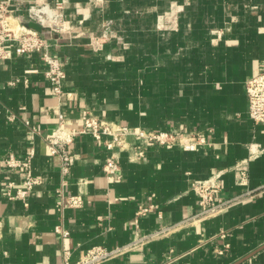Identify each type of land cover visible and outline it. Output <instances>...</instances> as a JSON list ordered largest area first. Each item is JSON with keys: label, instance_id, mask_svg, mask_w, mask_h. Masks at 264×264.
Wrapping results in <instances>:
<instances>
[{"label": "crops", "instance_id": "obj_1", "mask_svg": "<svg viewBox=\"0 0 264 264\" xmlns=\"http://www.w3.org/2000/svg\"><path fill=\"white\" fill-rule=\"evenodd\" d=\"M57 3L65 26L48 39L65 70L64 95L52 94L38 53L12 51L0 61V264H62L64 249L76 262L93 246L133 247L138 240L106 264H264V125L249 117L245 90L264 69V0H9L25 23L29 7ZM32 14L44 18L53 11ZM106 25L111 38L94 49L91 40ZM25 76L29 83L10 86ZM88 109L123 126L199 133L206 144L197 151L144 145L145 157L135 162L131 150L123 151L121 177L110 180L103 141L80 134L69 145L76 162L63 177L44 138L57 129L60 114L68 128H81ZM31 149L33 175L41 182L25 206L6 189L12 181L16 192L22 171L2 161ZM63 178L68 195L83 197L81 207L57 209ZM197 182L213 183L216 200L231 202L198 217ZM150 206L136 221L139 208ZM225 244L229 250L217 255Z\"/></svg>", "mask_w": 264, "mask_h": 264}, {"label": "built area", "instance_id": "obj_2", "mask_svg": "<svg viewBox=\"0 0 264 264\" xmlns=\"http://www.w3.org/2000/svg\"><path fill=\"white\" fill-rule=\"evenodd\" d=\"M38 8H49L53 11L54 24L50 27L43 25L32 12ZM63 6L57 3L56 7H51L48 4L41 6H31L28 8L29 21L35 20L42 26L49 29L51 33H59L64 28ZM113 31L109 25L104 27L102 35L91 40L94 49H101L105 43L111 38ZM11 48H13L11 50ZM12 51L17 55L26 53H38L41 61L45 65V77L49 81L52 94L60 98L64 95L63 78L65 70L61 61L53 56L51 53V43L47 36L29 28L23 20H18L10 8L9 0L0 1V61L11 58ZM34 71H25L28 75ZM20 82L29 83V78L25 76L24 80L15 79L11 81L10 86L17 85ZM246 96L248 99V115L256 123L264 125V69L258 75L252 77L246 82L245 86ZM1 108V107H0ZM8 119L13 121L14 114H8ZM82 127L68 128L66 126L65 116L60 114L59 124L55 131L46 135L44 140L49 153L52 156L59 158L61 163V174L66 177L71 167L76 162V157L70 152L69 145L74 141L75 137L80 134H90L96 140L103 141L105 148L109 151V156L106 158L103 170L108 179L113 180L120 178L121 164L120 155L123 151H130V161H139L145 157V152L142 149L144 145H159L167 148L181 146L187 151H197L202 145L206 144V139L199 133H186L179 136L172 132L166 131H152L142 127H128L119 125L115 122L100 118L94 112L88 110L83 111ZM26 126L30 127L33 133L40 134V132L31 125L30 121L24 122ZM34 150L23 158L17 157L10 153L3 161L2 165L11 171H22V180L13 193L12 189L16 186L14 182L10 181L7 186V195L11 200L21 199L25 206H28V197L34 187L40 184V179L33 175L32 159L34 157ZM240 183L243 184L246 178V169L239 168ZM199 196V213L198 217L206 218L221 212L228 204L219 203L215 194L218 187L209 182H197L194 185ZM66 180L63 178L60 187L55 192L56 206L61 212L65 208H79L83 204V197L79 195H68L65 190ZM250 194V193H248ZM153 206L148 208L140 207L136 212V221L139 217L148 213ZM101 219V218H99ZM1 227V224H0ZM169 229H162L159 233L153 235L164 234ZM55 231L63 237L69 236V231L62 226H57ZM219 238L224 240L227 238L226 232H221ZM140 240L132 243L133 247H119L108 248L106 246L97 245L87 250V255L72 262V250L64 249L62 253V264H106L109 261L127 253L130 249L137 247ZM230 248L229 244H225L221 249L216 250V254L222 256ZM173 258L169 259V263Z\"/></svg>", "mask_w": 264, "mask_h": 264}, {"label": "water", "instance_id": "obj_3", "mask_svg": "<svg viewBox=\"0 0 264 264\" xmlns=\"http://www.w3.org/2000/svg\"><path fill=\"white\" fill-rule=\"evenodd\" d=\"M26 25H27L29 28H31V29H33V30H35V31H37V32H39V33H41V34L47 36V37H51V36H52V33L49 31L48 28L42 26L39 22H37V21H35V20H32V21H28V22H26ZM241 261H242V260H241ZM241 261H240V262H241ZM240 262H238V263H240ZM238 263H236V264H238Z\"/></svg>", "mask_w": 264, "mask_h": 264}, {"label": "bare ground", "instance_id": "obj_4", "mask_svg": "<svg viewBox=\"0 0 264 264\" xmlns=\"http://www.w3.org/2000/svg\"><path fill=\"white\" fill-rule=\"evenodd\" d=\"M43 25H45L46 22L49 21V18L51 17H48V16H45L44 18L43 17H40L38 16V14H33Z\"/></svg>", "mask_w": 264, "mask_h": 264}, {"label": "rangeland", "instance_id": "obj_5", "mask_svg": "<svg viewBox=\"0 0 264 264\" xmlns=\"http://www.w3.org/2000/svg\"><path fill=\"white\" fill-rule=\"evenodd\" d=\"M38 16L42 17V14H38ZM45 16L51 17V18H49V21H48L49 23L54 22V20H53L54 15L53 14H49V15H45ZM48 22L45 23V25L48 24Z\"/></svg>", "mask_w": 264, "mask_h": 264}]
</instances>
